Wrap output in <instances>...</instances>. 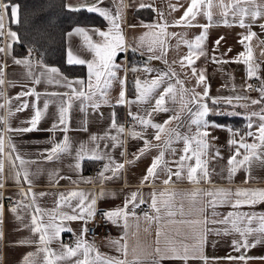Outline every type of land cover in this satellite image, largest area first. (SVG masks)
Segmentation results:
<instances>
[{
	"label": "crops",
	"instance_id": "1",
	"mask_svg": "<svg viewBox=\"0 0 264 264\" xmlns=\"http://www.w3.org/2000/svg\"><path fill=\"white\" fill-rule=\"evenodd\" d=\"M218 2L219 0H213L214 5ZM230 2L231 0H224V3ZM256 3L264 5V0H256ZM65 4L71 9H87L92 6L107 9L113 18H117L120 32L124 37L125 51L118 52L115 57V64L118 66L117 79L111 82L106 97H101L97 91L92 101L84 97L77 98L66 86V80L67 82L83 80L86 84L89 79L87 65L78 64L86 67L85 75H68L57 66L45 64L39 53L37 56H32L31 46H25L24 51H19L18 40H14L8 34L9 31L17 34L12 26L16 22L11 17V6H18V4H10L6 9L5 17H3V35L6 33L7 38L4 39V43L3 36L0 37V48L4 49L0 52V67L3 70L4 81L0 85V105H2L0 118H3L0 129L4 130L5 141L4 151L0 153V160L3 162V173L0 176V183L3 185L0 187V204L4 209L3 223L0 225V231L3 232V238L0 239V264H24L25 257L30 253L35 254L31 257L33 264H44L45 254L38 251L42 247L39 243L40 234L33 231V215H36L39 220L40 215L43 214L44 220L48 221V214L51 213L56 217L55 223L64 229L59 239L53 240L48 245L51 250L60 253L62 245H67L62 241L67 235L75 240L70 247L76 246L85 226V220L71 221L64 218L74 214L72 209L77 205L78 198H72L71 206H69L68 203L61 201V194L67 195L73 191L85 193V203L95 200L93 208L95 215L99 212L124 209L125 202L134 192L138 194V200L151 205L152 193L159 194L165 190L175 194L173 206L178 209L182 205V215L168 217L162 211L159 219H150L157 215L152 208L153 212L150 215L147 214L149 218H146L143 213L134 216L130 214L127 218V227L124 226L122 218H114L116 222H112L109 234L94 240L84 234L83 240L93 248L90 258L95 257L98 252L101 261L97 264H102L103 258L125 260L126 264H264V243H258L251 248L242 247L237 251L232 242L240 240V234L231 230L225 234V229H231V225L219 223L229 213L234 214L233 218L238 213L252 214L257 218L264 216V202L243 204L238 208L232 206L237 199L234 194L238 190H264V156L259 160L253 159L250 168L238 167L234 173L230 172L229 165V158L239 147V143L230 144V140L239 142L243 139L247 144L255 142L259 145L256 137L259 135L258 127L261 123L259 114H264V99H261L260 91H248L247 85L251 82L264 83V28L261 27L264 25V17L256 20L250 16L245 17L244 23L250 27H241L238 16L233 18L229 13L225 18L221 15L222 9L214 6L211 9V23L202 12L192 21L193 26H176L175 22L183 16L189 0H102V2L66 0ZM173 5L176 6V11L172 10ZM95 13L103 17L104 24L75 25L67 31V61L70 58L69 54L72 58L85 61H92L94 58V52L90 50L85 36L76 34L75 29H85L92 43L102 42L101 37L96 34V29L107 32L112 28L115 32V27L108 19L99 12ZM225 19L227 24L224 22ZM165 21L169 25L166 28L169 35L166 38L163 36L160 38L165 39L166 54L162 59H149L152 53L147 51L146 45L141 46L140 38L146 33L159 34V27L147 28L144 25H163ZM209 24L207 39L203 42L204 54L198 58L193 56V67L197 73L202 72L206 77L205 82L197 86L196 78L192 76L190 68H182L179 64L180 58L189 54L188 47L181 41L194 43L196 37L204 32L201 26ZM249 32L255 35L241 43L243 37ZM172 33L177 35L171 36ZM221 37L223 39L217 47L216 41ZM178 44L179 47H177ZM246 46L251 49L250 54ZM241 53H245V56L241 57L239 55ZM249 55L250 60L246 64L243 61ZM213 56L220 62H213ZM238 58L239 62H237ZM17 60L26 62L16 63ZM249 66L254 69V75L251 78L248 73ZM53 67L59 70L58 74L48 71ZM146 67L154 71L145 72ZM164 72L175 74L165 79V85L173 84L176 96L174 100L166 98L165 106L168 111L152 112L153 123L164 124L170 117L178 116L179 119L172 120L166 125V129H172L181 136L195 135L196 125L191 124L189 120L191 113L197 110L195 103L189 102L191 92L194 89L197 93H203L207 86L208 96L204 99V103L211 111L205 119L213 124L224 126L206 129L210 133L207 137L210 147L202 159L206 161L209 176L207 179H201L198 184L187 179V167L181 178L172 176L169 184L163 183L165 179H168L167 169L173 172L178 170L177 162L185 147L182 139H172L168 146L164 143L169 139L167 132L162 134L161 141H156L153 139L156 132L154 128L144 129L133 119L128 126L124 123V116L129 115V112L138 113L146 118L147 112L155 103V97L163 91L164 85L157 89L148 103H130L137 100V78L143 83ZM37 79L39 83H35ZM121 80H124L123 89L126 100L123 105L117 104L122 88ZM177 80L183 82L182 86L176 83ZM73 87L79 90L80 86L73 83ZM31 90L38 94V100L36 95H25ZM83 90L89 91L86 87ZM64 93H68V96H63ZM237 96L248 99H233L232 105H228L223 99L215 104L212 101V98ZM252 100L260 102L252 104ZM93 102L98 103L99 108L92 107ZM64 103H71L66 117L67 131L62 130L64 125L58 122L59 109ZM24 104L27 107L18 111L17 109ZM45 104H47L46 110ZM36 108L42 112L36 127L32 131H16L31 127L29 121L33 118ZM113 112L116 124L124 127L123 133L111 127ZM251 113L258 115L252 116ZM217 115L241 116L244 123L218 119ZM132 131L142 132L153 145L159 144L161 147H152L139 158H135L139 150L144 147V142L141 139H134L130 135ZM249 131L256 136H248ZM65 136L69 142V152L54 155L51 160L46 159L48 154L46 150L63 142ZM93 137L97 139L93 140ZM109 137H116V141ZM9 142L14 145V151L9 148ZM117 142L120 146L113 147V144ZM105 144L108 145L107 148ZM81 146H83L85 157L98 152L105 158H82L79 161L80 168L77 169V154ZM217 150L219 156H216ZM162 151L163 160L166 162L165 170L157 169L155 178L144 181L148 167ZM244 151L240 148L241 154H244ZM262 151L264 149L258 146L257 152ZM9 153H11V159ZM17 156L25 161L23 165L20 164L19 159H16ZM108 157H111L114 163L122 164L123 168L117 171L115 176H112L111 172H106L105 176L112 178L102 179L100 173L109 164ZM240 158L237 157V159ZM100 162L104 164L103 167L98 172L92 173ZM187 163L194 165L195 160ZM17 172L20 173L19 180ZM25 173L30 184L24 180ZM197 189L200 193L193 198L190 194ZM212 191L233 195L228 196L226 200L222 197L218 198L213 208L209 204L213 197L205 195ZM21 192L28 195L22 196ZM32 194H35L34 199ZM9 201H15V203L12 204ZM132 206V204L127 206L129 213ZM13 207L17 208L16 213L10 211ZM36 207H39L41 213L35 212ZM88 221L89 219L87 224ZM187 221L194 223H187ZM257 225L258 220H253L251 227L255 228ZM158 232L160 233L159 244H157ZM258 235L254 232L248 236L249 243L254 242ZM125 244L127 256H124L120 250ZM157 247H160L162 252L175 248L182 255L184 248L187 247L188 258L186 260L161 258L155 252ZM241 255L246 257V260L230 259V257L236 258ZM201 256L206 257L207 260L202 259ZM81 258L82 255L78 254L76 257L57 261V264H75V261Z\"/></svg>",
	"mask_w": 264,
	"mask_h": 264
},
{
	"label": "snow or ice",
	"instance_id": "2",
	"mask_svg": "<svg viewBox=\"0 0 264 264\" xmlns=\"http://www.w3.org/2000/svg\"><path fill=\"white\" fill-rule=\"evenodd\" d=\"M98 2H102V0H98ZM250 5V7H249ZM219 7L222 9L221 15L225 18L231 13L233 18H236L237 16L239 19V25L241 27H250V25H246L244 23L245 17L250 16L253 20L259 19L261 17H264V5H260L256 3V0H231L230 3H224V0H219L217 4L214 5L213 0H189V5L185 9L183 16L175 22L176 26H193L192 21L196 19V17L201 14L202 12L206 15L209 22L212 21V11L211 9L213 7ZM4 9H8L9 5L5 4ZM173 11H176L177 8L175 5L171 6ZM79 10V9H74ZM88 11L91 12H99L102 16H104L106 19L109 20L110 24H112L115 27V32H113L112 28L109 29V31H101L99 29H96V34L99 35L102 39V42L100 43H92L91 37L87 36V31L82 28L75 29V33L78 35L85 36L86 40L88 41L89 48L91 51L94 52V58L92 61H85L83 59L78 58H72L71 54L70 58L68 60V63H76V64H86L88 68V75L89 79L87 83L85 84V81L83 80H76L75 82H67L66 80V86L71 89V94L77 98L84 97L89 101L93 100V96L96 94L97 91H99V94L101 97H106L107 90L111 85V82L115 79H117L116 71H117V65L115 64V57L117 56L118 52L125 51V44H124V37L120 32L119 25L117 23V18H113L109 11L107 9H101L97 6H92L87 8ZM18 6H11V17L15 20V22H19L18 18ZM227 24V19L224 21ZM169 25L167 24V21L164 22L163 25H144V27L147 28H153V27H159V34L155 32L146 33L140 38L141 46H145L147 48V51L152 53V55L149 57V59H162L164 55L166 54L165 49V39H161L160 37H167L169 34L166 32V28ZM209 25H202L201 27L204 28V32L196 37L195 42H188V41H181L182 43H185L186 46L189 49V54L186 56H182L179 60V64L182 68L188 67L191 70V74L194 78H196V85L199 86L200 84L204 83L206 80L205 75L201 73H197V70L195 67H193L194 59L193 56L198 58L200 55H203V42L207 39V28ZM262 28H264V25H261ZM9 36L12 37L14 40H18L17 34L15 32L9 31ZM171 36H176L177 34L172 33ZM255 33L249 32L247 36H244L241 40V43L244 41L250 40L252 36H254ZM3 36V16H0V37ZM223 39L221 37L216 41V46L218 47L220 44V41ZM179 47V44L177 45ZM247 48V46H246ZM4 49L0 48V52H3ZM230 51V49H229ZM248 53L250 54L251 49L247 48ZM241 57L245 56V53L239 54ZM213 62L219 63L220 61L216 60L215 56L212 57ZM250 60V55L244 59V63L248 64ZM16 63H25L26 61H15ZM166 62V61H165ZM239 62V58L237 60ZM175 63V61H174ZM134 71L136 69H133ZM50 73H56L58 74L57 68H51L48 70ZM145 72L151 73L154 71L151 68H145ZM249 78H251L252 75H254V69L249 66L248 69ZM175 75L171 72H164L160 73L155 78H152L150 81L145 80L143 83L140 81L139 78L136 80V88H137V100L132 101L130 103H148L150 99L153 98V94L156 93L157 89L161 88L162 85L163 91L159 93L158 96L155 97V103L150 109V111L147 112L146 118L141 117L138 113L133 114L129 112V116L136 122H138L144 129L151 127L156 130L155 135L153 137L156 141H161L162 134L166 133L169 136V139L165 141L164 143L168 146H170L172 139H182L184 141L185 147L183 149V154L180 156L179 161L177 162V171L173 172L171 169H167L169 175L168 179H165L163 183L165 185L169 184L172 176H176L177 178L182 177V173L184 172L185 167H187V179L194 183L198 184L201 179H207L209 176V173L207 171L206 161L202 159L203 156L206 155L207 149L210 147L207 137L210 135L209 132L206 131L208 127H220L223 128V125H216L212 122L205 119V117L208 115V113L211 111L207 105L204 103V99L208 96V89L207 86L205 87V90L203 93H197L194 91V89L191 92V98L190 103H195L196 105V111L194 113H191V109H189L191 115L189 117L190 123L196 125L197 131L195 135H188V136H181L178 132L172 130V129H166V125L170 124L172 120L179 119L178 116H172L169 118V120L165 121L164 124L159 123H153L151 120V114L152 112H162V111H168V108L166 105V98L175 99L176 96V89L174 88L173 84L167 83L165 85V79L169 78L171 76ZM3 70L2 67H0V85L3 84ZM66 79V78H65ZM39 79L35 81V83H39ZM73 83L79 85V90L77 88L73 87ZM122 88L119 95V99L117 101V104L123 105L126 103L125 100V91L123 89L124 80L120 81ZM177 84L181 85L183 84L182 81L177 80ZM89 89L88 92H85L84 88ZM249 88H251V85H248ZM261 93V99H264V83H262L261 88L259 89ZM25 95H36L37 100L39 99L38 94L35 93L34 90H31L28 93H25ZM63 96H68V93L62 94ZM19 98V97H17ZM71 97L69 96V100ZM223 99L225 103L228 105H232L233 99L240 100V99H248L247 97H224V98H212L213 103H218L219 100ZM258 100H252V104L259 103ZM83 103V101H82ZM92 107L99 108V104L93 102ZM2 107V105H0ZM27 105L24 104L21 106L19 110H22L23 108H26ZM71 108V103H64L61 105L59 109V117L58 122L59 124L64 125V128L62 130L67 131L68 126V120L66 119L68 112ZM47 109V104H45V110ZM11 114V113H10ZM235 114V113H232ZM252 116L258 115L257 113H251ZM42 112L39 108H36L34 110V116L29 121L31 124L30 128L26 129H17L16 131H32L39 120L41 119ZM250 119V118H249ZM259 119L261 121L259 127H258V133L259 135L256 137V139L259 141V145L257 143H251L247 144L241 139L239 142L236 140H230V144H237L239 143V147L236 149V152L233 156L229 158V165L231 166L230 172L234 173L238 167H251V163L253 159H261L262 156H264V151L261 153L257 152L258 146L261 149H264V114H259ZM0 122H3V118H0ZM111 127L117 128L119 133L124 132V127L122 125H117L115 121V113L112 114V124ZM249 128H251V123H249ZM11 130V129H9ZM230 132L231 129H228ZM3 129H0V153H3L5 141L3 136ZM130 135L134 139H141L144 142V147L139 150V154L135 158H139L140 155H143L145 151H148L152 147H161V145H153L150 140L144 137L142 132H136L132 131ZM248 136H256L255 133L249 131L247 133ZM97 139V137H93V140ZM109 139L116 141V137H109ZM10 140V138H9ZM9 148L14 151V145H12L9 142ZM120 146L119 143H114L113 147ZM97 145V149H98ZM108 145L105 144V148H107ZM240 148H243L244 154L240 153ZM48 153L46 156V159L51 160L54 155H58L59 153L63 152H69V142L67 139V136H65L63 142L55 144V146L50 149L46 150ZM123 154V153H122ZM216 156H219V151H216ZM164 153L163 151L158 155L156 158H154L151 165L148 167L144 181H148L152 178H155L157 175V169H160L161 171L165 170L166 168V162L163 160ZM237 157H241L240 159H237ZM9 158L11 159V153H9ZM82 158H91V159H104L105 157L103 155H100L98 152L96 154H91L89 157L84 156V149L83 146H81L80 152L77 154V160L78 163L76 164V168H80L79 161ZM16 159L20 160V164L23 165L25 161L20 158L19 156L16 157ZM195 160L194 165L187 163L188 161ZM109 164L105 166L104 170L100 173V178L102 179H111V176H105L106 172H111L112 176H115L116 172L123 168L122 164L114 163L113 159L111 157H108ZM3 173V162L0 160V176H2ZM20 173L17 172V179L19 180ZM24 180L28 181L30 184V181L28 180L27 173L24 174ZM247 182V181H246ZM2 183H0V187H2ZM200 193V190L197 189L190 195L195 198L196 195ZM22 196H27L28 193L21 192ZM174 193H169L167 190L164 192H161L159 194L153 192L152 193V201H151V207L154 209L155 213L157 214L155 217H151L150 219H159L160 214L163 211L165 215L168 217H173L177 214L182 215L183 214V206L181 205L178 209L173 206V197ZM205 195L213 197V199L209 202L210 206L215 208L216 206V200L220 197L223 199H227L228 196L233 195L232 193H223V192H208L205 193ZM237 199L235 200V203L232 205L233 208H238L242 206L243 204H255L258 201L264 202V190H238L234 194ZM138 194L132 193L129 200L125 202L124 209H117L114 211L106 212L104 213V216L106 219L112 221L115 223L116 221L114 218H122L124 220V226L127 227V218L128 216L135 215L134 212L129 213L127 210L128 204H132L133 208L139 207L140 204L144 203L143 200L137 199ZM32 198H35V194H32ZM72 198H78V203L75 206V208L72 209L73 215H67L64 218L67 220L75 221L77 219L85 220V226L82 229L81 237L77 240L76 246L70 247L68 245H62V251L60 253L55 252L54 250H51L48 245L53 240H58L60 237L61 231L64 229L58 226L55 223L56 217L52 215L51 213L49 215L48 221H45L43 218V214L40 215L39 220L36 215H33L32 217V224H33V231L35 233H39V243L42 245V247L38 250L40 252H43L44 255V264H57V261L64 260L70 257H76L78 254L82 255L81 259H77L75 261V264H97V262L101 261V256L97 252L95 257L90 258V253L93 251V248L91 245H88L85 240H83L84 234L88 231L87 229V219H90L94 216V205L95 200H91L90 203H85V193L83 192H70L67 195L61 194V201L64 203H68L70 205V201ZM13 213H16L17 208L13 207L10 209ZM36 213H41V210L39 207H36L35 209ZM3 205L0 204V225L3 223ZM215 215V213H213ZM146 218L147 214H145ZM234 214L229 213L227 217L224 218V220L219 221V223L224 224H230L231 229H225V234H228V232L235 231L238 232L241 236L240 240H233V246L234 248L239 251L240 248H251L255 247L258 243H264V216H261L259 218L255 217L252 214H246V213H238L235 215V218H233ZM253 220H258L257 227L253 228L251 227ZM182 223L185 221H181ZM216 223L217 221H213ZM187 223H194L192 221H187ZM199 223V222H195ZM68 231H71V229H67ZM258 233V237L255 239L254 242L249 243L248 236H250L252 233ZM219 234V232L217 233ZM159 236L160 233H157V244H159ZM3 238V232L0 231V239ZM82 250V251H81ZM124 256H127V245H122L120 249ZM155 252L161 256V258H168V259H187L188 258V250L187 247L184 248V254L182 255L180 252H178L175 248H169L167 251L161 250L160 247H157L155 249ZM35 255L33 253H30L27 257H25L24 264H33V261L31 260V257ZM202 259L207 260L206 257H202ZM230 259H239V260H246V257L241 255L240 257H230ZM102 264H126L125 260H119V259H112V258H103Z\"/></svg>",
	"mask_w": 264,
	"mask_h": 264
},
{
	"label": "trees",
	"instance_id": "3",
	"mask_svg": "<svg viewBox=\"0 0 264 264\" xmlns=\"http://www.w3.org/2000/svg\"><path fill=\"white\" fill-rule=\"evenodd\" d=\"M19 7L17 32L19 51L35 47L45 64L61 68L68 75H85L84 65L70 64L66 57V34L75 25L104 24L103 17L86 8H68L66 0H4ZM215 116V115H214ZM216 118L243 124L241 116L217 115Z\"/></svg>",
	"mask_w": 264,
	"mask_h": 264
},
{
	"label": "built area",
	"instance_id": "4",
	"mask_svg": "<svg viewBox=\"0 0 264 264\" xmlns=\"http://www.w3.org/2000/svg\"><path fill=\"white\" fill-rule=\"evenodd\" d=\"M5 1L4 0H0V14L5 17L6 14V10L4 9V5H5ZM7 38L6 33L3 35V43H4V39ZM31 50V55L32 56H37L38 52L36 50L35 47H30ZM248 85H251V88L248 87ZM247 85V90L248 91H259V89L261 88V83L260 82H251ZM132 118L126 114L124 116V123L125 125H129V123H131ZM103 163L100 162L98 163V165L92 170V173L98 172L102 167H103ZM7 202V201H6ZM12 204L15 203V201H9ZM134 212L135 214H148L150 215L153 210L152 207L149 203H142L140 204L139 207H135L133 208V206L131 207V213ZM111 226H112V221L108 220L105 218L104 213L99 212L96 213L92 218L89 219L88 224H87V229L88 231L85 233V236L94 240V239H98L101 236L107 235L111 232ZM63 243L72 246L75 243V240L71 237H69L68 235L63 237Z\"/></svg>",
	"mask_w": 264,
	"mask_h": 264
}]
</instances>
